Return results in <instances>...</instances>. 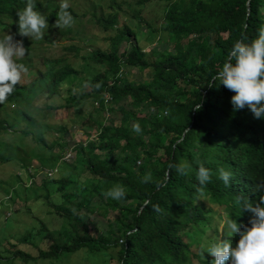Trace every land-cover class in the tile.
Segmentation results:
<instances>
[{
	"label": "trees",
	"instance_id": "obj_1",
	"mask_svg": "<svg viewBox=\"0 0 264 264\" xmlns=\"http://www.w3.org/2000/svg\"><path fill=\"white\" fill-rule=\"evenodd\" d=\"M162 1L157 28L135 10L149 36L161 32L167 38L163 49L148 43L142 50L133 45L121 49L122 42L137 34L119 22L117 10L79 13L69 6L71 26L58 27V0H36L47 29L69 34L71 40L30 41L17 32V10L25 0H0V35L11 34L27 49L19 60L27 72L0 103V136L18 130L51 151L73 130L74 118L57 115L65 110L75 116L89 107L80 123L85 140L63 148L72 155L63 163L75 155L79 172L58 179L61 202L47 200L48 213L67 220L70 229L56 237L42 224L37 233L48 240L44 247L30 230L14 242L1 235L0 264H88L97 254L108 256V264H210L212 256L200 255L206 237L209 242L216 235L227 238L233 246L239 238L227 237L226 228L220 233L224 215L229 213L238 227L248 224L251 213L238 210L235 198L259 202L255 184L264 178V118H255L247 107L234 111L232 92L211 75L234 41L247 43L264 26V0ZM85 22L111 33L105 48L72 41L85 32ZM39 45L43 53L35 60L28 51ZM124 69L151 75L129 81ZM134 121L141 127L139 134L131 129ZM52 122L60 134L47 144L43 136ZM92 132L96 136L90 138ZM185 161L192 164L188 175L170 167ZM199 163L211 170V180L201 188L194 171ZM221 167L233 173L229 186L218 178ZM31 168L20 166L32 177L30 186L41 179L45 189L48 172ZM146 173L152 177L147 182L142 180ZM116 184L125 189L119 200L105 195ZM43 196L48 198L44 190Z\"/></svg>",
	"mask_w": 264,
	"mask_h": 264
},
{
	"label": "rangeland",
	"instance_id": "obj_2",
	"mask_svg": "<svg viewBox=\"0 0 264 264\" xmlns=\"http://www.w3.org/2000/svg\"><path fill=\"white\" fill-rule=\"evenodd\" d=\"M68 3L69 6L79 13L96 10H102V12L107 13L111 10H117L120 14L119 22L128 25L137 34V38L131 36L128 41L122 42L121 49L133 45L141 47L144 50L148 48V43H150V46H157L159 49H163L166 46L167 38L165 34L157 32L149 36L147 27L144 24L140 25L135 18V10H139L141 16L153 27H159L164 8V1L162 0H143L142 3L139 0H114L115 4L113 7H110V0H68ZM80 27H77V29ZM82 27L86 29L85 32L83 33L82 30L77 35L78 38L76 37L72 41H78L82 45L92 43L93 46L101 48L107 46L105 37L111 33L103 32L98 27L86 22L82 24ZM68 35L56 31H49L46 28L42 39L47 38L59 43H68L71 40V38H68ZM149 38L150 41H148ZM26 40L35 41L36 39L26 37ZM42 53L43 51L40 45L28 51V54H31L35 60L39 59ZM125 70L126 78L129 81H144L151 75L147 70L136 72L131 69ZM75 88L77 87L75 86ZM86 106L82 109L83 111H80V114L77 112L75 116L69 115L65 110H62L57 115L58 118L62 119H66V116L74 118L72 128L70 127L73 130L66 135L65 142L59 140L60 146L55 145L51 151L45 146L40 147V144L34 138L29 136L21 137L18 130L16 133H10L8 135L2 134L0 136V236L4 235L8 240L14 242L26 230H30L33 234L31 238L44 247L48 243V240L41 238L42 236L37 233L42 224H45L56 237H59V233L62 231L70 229L67 220L48 213L50 208L47 205V200L55 203L61 202V196L56 189L58 179L66 175L75 177L79 172L75 155L67 163H63L62 159H66L65 157L71 158L72 155L65 154L64 151L84 141L86 138L83 134V128L80 127L81 121L84 120L85 115L89 111L88 105ZM92 114L95 116V111L92 110ZM113 117L118 120L119 114L114 113ZM49 127L47 134L43 136L47 144H51L60 134L57 131L59 128L57 123L52 122ZM35 135H37V132H35ZM95 136V132L90 133V138ZM13 146L14 151L10 149ZM7 157H10V160H7ZM22 164H26L29 168L39 166V174H42L44 170L48 172V180L44 182L45 189L40 187L43 183L41 179H36V184L30 186L32 184V177L28 178L25 173H22V170H20ZM50 165L55 167L48 169ZM20 173L21 178L19 181L17 180V176ZM43 190L48 194L47 199L43 196ZM10 193L12 194L11 197ZM92 230L94 231L93 228ZM28 249L30 250V248ZM87 261L88 264H108V256L97 254L96 256H91Z\"/></svg>",
	"mask_w": 264,
	"mask_h": 264
},
{
	"label": "clouds",
	"instance_id": "obj_3",
	"mask_svg": "<svg viewBox=\"0 0 264 264\" xmlns=\"http://www.w3.org/2000/svg\"><path fill=\"white\" fill-rule=\"evenodd\" d=\"M68 8V0H60L55 21L58 27L71 26L73 16ZM17 16V32L20 36L42 39L48 25L46 17L36 10V0H25L23 9L17 10ZM26 53L27 49L21 40L5 32L0 35V103L13 93L22 74L27 72L26 66L19 62ZM211 78L232 92L230 103L234 111L247 107L255 118H264V26L258 28L255 38L247 43L234 41L227 51V58ZM194 107L198 109L200 105L194 104ZM131 129L137 134L141 132L139 123L135 121ZM170 167H175L181 175H188L192 171V164L186 161ZM194 171L198 188L211 180V170L202 163L197 164ZM217 172L223 184L229 186L233 173L222 167ZM151 179V173L142 177L145 182ZM255 190L259 193V202L243 195L235 198L238 210L251 213L247 225L238 227L237 221L229 213L221 221L220 233L226 228L227 237L233 234L239 237L234 246L231 240L221 239L217 235L210 242L205 238L200 255L206 252L212 256L214 259L210 264H264V178L257 179ZM105 195L119 200L125 196V189L116 184Z\"/></svg>",
	"mask_w": 264,
	"mask_h": 264
},
{
	"label": "built area",
	"instance_id": "obj_4",
	"mask_svg": "<svg viewBox=\"0 0 264 264\" xmlns=\"http://www.w3.org/2000/svg\"><path fill=\"white\" fill-rule=\"evenodd\" d=\"M66 154H70L69 152L68 153H66ZM66 159L68 158V157H65Z\"/></svg>",
	"mask_w": 264,
	"mask_h": 264
}]
</instances>
